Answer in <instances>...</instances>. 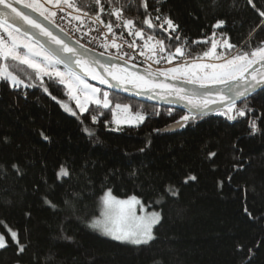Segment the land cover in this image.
Instances as JSON below:
<instances>
[{
  "label": "trees",
  "instance_id": "trees-1",
  "mask_svg": "<svg viewBox=\"0 0 264 264\" xmlns=\"http://www.w3.org/2000/svg\"><path fill=\"white\" fill-rule=\"evenodd\" d=\"M70 3L81 9L70 8L75 13L87 12L93 19L99 14V24L113 25L112 36L135 41L133 48L144 50L145 40L130 35L110 15L122 7V18L134 21L133 31L153 35L150 43L164 41L165 61L168 53L180 63L200 59L219 37L233 45L225 59L264 41V25L257 28L264 21L259 15L264 0H253L254 7L248 0H147V13L141 0H113L111 5L102 0L104 13L94 0ZM148 14L156 25L151 29L143 23ZM165 15L179 25L172 38L158 27ZM218 21L224 22L219 28ZM176 47L184 55H175ZM44 86L47 93L39 82L14 89L0 81V232L6 224L26 245L18 255L9 239V246L0 249V264H264V243L256 247L264 241V89L247 97L255 111L245 117L191 116L184 127L161 134L188 114L101 90L109 94L110 108L91 105L73 116L60 105L67 101L65 88L49 78ZM117 103L142 114L144 122L108 130ZM242 106L243 100L237 102V108ZM89 113L98 115L96 123ZM256 116L261 130L249 135V120ZM210 151L217 153L211 159ZM61 167L67 177L58 178ZM189 175L196 180L184 183ZM170 185L177 195L167 191ZM108 191L120 200L135 196L160 214L150 243L131 246L91 229L99 200ZM45 198L58 208L53 210ZM65 200L73 202L75 215ZM238 244L243 251H237ZM249 248L254 249L251 260Z\"/></svg>",
  "mask_w": 264,
  "mask_h": 264
},
{
  "label": "snow or ice",
  "instance_id": "snow-or-ice-1",
  "mask_svg": "<svg viewBox=\"0 0 264 264\" xmlns=\"http://www.w3.org/2000/svg\"><path fill=\"white\" fill-rule=\"evenodd\" d=\"M107 2L111 5L113 0H107ZM116 2L119 3L120 0H116ZM94 3L98 6L99 13L105 12L102 0H94ZM248 3L253 4V0H248ZM141 4L147 13V0H141ZM49 5H51V8L48 7ZM62 5L76 11H81L76 4L69 3L68 0H0V61L3 62L0 63V81L8 83L14 89L36 87L37 85L32 83V81H39V86L43 87L47 93L48 88L44 86V77L55 79L67 89V94L71 99L75 100L76 107L80 110L81 114L88 112L89 104H95L98 108L104 109L109 108L111 104L109 94L104 92L102 98H99L98 94L101 93V89L89 85L84 79L85 76L99 80L100 84H107L109 87H113L115 85L106 78V76H111L112 80L117 82V85L132 84L137 89H140L141 91L137 92V94L154 92L155 89H161V99L169 101L171 97L178 100H186L188 104L202 114L211 104H220L223 107L218 110V114L225 116L230 121L236 120L238 117H245L246 114L255 111L248 105L247 97L256 92L258 88L264 89V41L261 42V46L252 49L250 52L244 51L238 53L224 63L185 64L184 66L159 71L158 74L153 72L149 67L145 70V75L140 76L136 73H128L126 70H121L115 64L104 65L94 58L90 60L86 55L89 51L88 49H85L83 53L77 51V49L72 48L46 28L38 19L30 15V12L37 13L43 19L48 20L49 23H53L52 18L57 16V11L53 9L63 11L64 8ZM156 11H159V9H156ZM122 12V7H114L110 15L115 16L117 20H121L123 27L129 30L130 35L145 40L144 48L148 49V52L152 54L147 57L148 59H152L156 55L157 45L159 46L158 51L160 53L165 52L163 40H155V43H150L154 40V36L148 35L145 38L143 29L133 31L134 21L131 19H123ZM83 15L88 16V13L84 12ZM259 15L264 17V11H260ZM74 19L79 20L80 17L76 16ZM156 19L160 20L161 17L157 16ZM96 21L103 23L100 20L99 14L94 17L92 22ZM143 23L150 29L156 27L152 22L150 14L146 16ZM223 23V21H218L215 27L219 28ZM165 25L167 26L166 28ZM262 25H264V21H261V25H257V28ZM116 26L120 27L121 25L117 24ZM106 27L109 33H111L113 25L109 23ZM158 27L167 31L169 38H172V33L177 32L179 25L175 24L170 17L165 15L162 23ZM39 37H45L47 43L41 41ZM174 39L179 40L180 36L176 35ZM48 45H54L55 47H49ZM223 45L229 49L233 47L227 41H224ZM101 46L108 47L107 44H102ZM111 46L117 49L120 47L114 41ZM217 46V42L213 40L211 49L204 52L203 56L222 59V56L216 53ZM80 47L84 48L83 45H80ZM129 47H135V41L130 43ZM175 53L181 56L184 55L181 47H176ZM140 54L144 55V52L142 51ZM132 58L134 59L135 57ZM172 59L173 54L168 53V62L170 63ZM9 61L12 63L9 64ZM154 62L159 63V60H155ZM97 64L104 68L105 75H101L95 70L93 65ZM61 65H63V70L60 68ZM254 65H260V68L257 69L253 67ZM21 66L25 67L22 68ZM28 69L31 72L27 71ZM76 69H79V71ZM250 69L251 71H249ZM177 74L186 77L187 83L198 84L200 88H208L214 84H221L225 87L224 90L215 93L216 99L214 100L207 96L198 99L200 94L195 89L189 91L188 89L177 88L163 82H157L158 75L175 79L177 78ZM125 90L127 91L128 89L125 88ZM149 98L152 97L150 96ZM53 99L56 98L53 97ZM238 100H243V106L240 108H237ZM62 106L65 111L71 113L73 116L78 115L67 104H63ZM115 109L124 113L128 112V106H122L119 103L115 105ZM99 114L102 115V113ZM89 115L92 123L98 121V115L91 113ZM116 115L117 113L114 111L113 123L117 125L122 122L132 123L133 120L142 122L145 119L140 113H136L134 117H125L123 120L115 119ZM190 118L193 117L186 115L182 118V121L186 123ZM259 119V116L250 118L248 124L250 129L249 135H254L261 130L257 123ZM185 123L178 121L177 126L184 127ZM84 131L90 136L93 135V132L88 128H85ZM41 135L43 136L44 134L41 133ZM44 138L48 139L47 136H44ZM216 154V152L210 151L208 158L211 159ZM12 167L19 172L17 165L13 164ZM68 175L69 172L64 167H61L57 173L58 178L67 177ZM189 180L195 181L196 176H187L184 179V183H187ZM167 191L172 195L178 194V190L172 185L168 186ZM45 203L53 210L58 208V205L47 198H45ZM64 204L71 208L72 215L76 214V209L72 201L65 200ZM102 204L103 211L101 212V218L94 220L90 224V227L93 229L102 231L113 240L133 245L148 244L155 238L153 235V227L160 222L161 216L158 212L137 216L135 209L137 205L141 204V201L135 196L127 200H119L112 195L111 191H108L102 198ZM141 209L143 210L142 205ZM5 229V232H0V249L7 248L10 239L17 246V254L24 253L26 245L20 243L18 231L6 224ZM66 238L70 239V237ZM261 243H264V241H258L256 247H259ZM237 251H243V245L238 244ZM248 254V259L251 260L254 255V249L249 248Z\"/></svg>",
  "mask_w": 264,
  "mask_h": 264
},
{
  "label": "water",
  "instance_id": "water-1",
  "mask_svg": "<svg viewBox=\"0 0 264 264\" xmlns=\"http://www.w3.org/2000/svg\"><path fill=\"white\" fill-rule=\"evenodd\" d=\"M28 11V10H25ZM30 15H32L34 18L38 19L46 28H48L50 31H52L56 36H58L61 40H63L64 42H66L67 44H69L72 48L77 49V51L83 53L85 51V48H81L79 44H77L76 42H74L67 34H65L63 31H61L59 28H57L55 25H53L52 23H49L47 20L43 19V17H40L37 13H31ZM29 31H31V29H29ZM39 39L45 43H47V40L45 37H39ZM49 47H55L54 45H48ZM87 57L91 60V59H95L97 61H99L101 64L104 65H118L119 68L121 70H126V72L128 73H136L140 76H144L145 75V70L135 64L123 61L121 59H117V58H113V57H109L106 55H101L99 53H96L94 51H88L86 53ZM93 67L95 68V70L100 73L101 75H105V70L104 68L100 67L98 64L97 65H93ZM257 69L260 68V65L255 66ZM77 71H79V69H76ZM251 71V69L249 70ZM81 75H83V73H81ZM106 78L115 86L113 87H109L107 84H100L99 80H95L92 79L90 76H85L84 79L89 82L90 84L94 85L95 87L110 92V93H114L132 100H136L139 101L141 103H145V104H150V105H157V106H171L173 108H176L190 116H194V117H202V116H206V115H212L218 112L219 109H221L223 107V105L220 104H211L207 109H205L203 111V114L198 111L197 109H194L190 104L187 103L186 100H178V99H174V98H169V101H166L164 99L160 98L161 95V89H155L154 92H149V93H142V94H137V92L141 91L140 89H137L136 87H134L132 84H126V85H117V82L115 80H112L111 76H106ZM157 82H163L169 85H172L174 87L177 88H184V89H188L189 91L195 89L199 94L200 97H209L210 99H216V95L215 93H217L218 91H222L224 90V85H218V86H211L208 88H200L198 86H193V85H189V84H185L182 82H178L172 79H169L167 77L164 76H159L158 75V81ZM125 88H127L128 90L126 91ZM262 89H257V91H260ZM255 93V92H254ZM152 98H149V97ZM249 97V96H248ZM242 101V100H238L237 102ZM183 123V121H181ZM179 128V126H177V124L170 126L168 128H166L165 130L161 131V134H167V133H171L173 130Z\"/></svg>",
  "mask_w": 264,
  "mask_h": 264
},
{
  "label": "rangeland",
  "instance_id": "rangeland-1",
  "mask_svg": "<svg viewBox=\"0 0 264 264\" xmlns=\"http://www.w3.org/2000/svg\"><path fill=\"white\" fill-rule=\"evenodd\" d=\"M68 2L70 3V0H68ZM49 8H51V5H49L48 6ZM62 7L64 8V10L63 11H69V10H71L70 8H68L67 6H65V5H62ZM53 10H56L57 11V16H58V14H59V10L58 9H53ZM77 13V12H76ZM78 14V13H77ZM57 16L56 17H54V18H52L53 19V23H55V20H56V18H57ZM64 20V19H63ZM70 20V18H68L67 17V19L65 18V20L64 21H61L60 23H58L57 25L59 26V27H61L60 29H63V31H66L67 30V27H68V25L69 24H66L65 22L66 21H69ZM48 21V20H47ZM49 22V21H48ZM65 24H64V23ZM64 24V26L62 27V25ZM77 27H82V25H84V22H80V19L79 20H76V23H74ZM90 26V28H91V25H89ZM108 30V29H107ZM66 34V33H65ZM93 36V35H92ZM82 37V34L81 33H79L77 36L75 35V38L76 39H80ZM74 42H76L77 44H79V45H81L78 41H76V40H74V39H72ZM93 40H100V38H96V37H94V39ZM114 40V39H113ZM216 42H217V49H216V53L218 54V55H221L222 56V59H214V58H211V57H204V56H202V58H200V59H197V60H194V61H187V62H183V63H180V62H176V60H175V58H174V56H173V59H172V61L169 63L168 62V60L167 61H165L164 60V57L162 56V54L158 51V48H159V46H157V52H156V55L155 56H153V58L152 59H148L147 57L148 56H150V55H152L151 53H149L148 52V49H146V48H144V55H141L142 56V59H143V61H144V63H146V65L144 66V68H146V69H148L149 67L151 68V70L152 71H155V72H159V71H162V70H167V69H171V68H175V67H178V66H184L185 64H187V65H191V64H193V63H204V64H220V63H224L226 60H228V59H231L234 55H232V56H230V57H228V58H226L225 59V52H226V50H228L229 48H226L224 45H223V42L224 41H227V43L229 44V42H228V40H227V38H222V37H219V38H215L214 39ZM106 44V43H105ZM212 44V43H211ZM85 48V47H84ZM85 49H88V48H85ZM103 49H105V50H110L111 52H115L113 49H116L115 47H112V46H108L107 48H105V47H103ZM211 49V45H210V47H209V49L207 50V51H209ZM88 50H90V51H92V49L90 48V49H88ZM95 52V51H94ZM97 53V52H96ZM115 54H116V56L117 57H119V58H121V54L118 52H115ZM175 55H179V54H176L175 53ZM161 57H163V59H161ZM155 60H159V63H155L154 61ZM0 63H3L2 61H0ZM9 64H11L12 62L11 61H9L8 62ZM255 66H257V65H254L253 67H255ZM22 68L23 67H25V66H21ZM60 68H61V70H63V67L62 66H60ZM30 72H31V70L30 69H28ZM45 78H48V77H44V79ZM167 78H169V79H172V80H175V81H178V82H182V83H185V84H189V85H193V86H198L199 87V85L198 84H190V83H187L186 82V77H184V76H182V75H179V74H177V78H175V79H173V78H171V77H167ZM37 82H39V81H32V83H34V84H36L37 85ZM89 84V83H88ZM90 85V84H89ZM218 85H221V84H214V85H211V86H218ZM63 86V85H62ZM92 86V85H91ZM210 86V87H211ZM64 87V86H63ZM93 87H95V86H93ZM23 88V87H22ZM65 88V87H64ZM97 88V87H96ZM65 91H66V95H67V101L65 102V103H62V104H60L61 105V108L63 109V111L64 112H66L67 114H69V115H72L71 113H69V112H67V111H65V109H64V107L62 106L63 104H67L70 108H72L73 109V111H75V112H77V114H79V115H82L81 113H80V110L76 107V102H75V100H73V99H71L70 97H69V95L67 94V89L65 88ZM98 97L99 98H102V95H101V93H99L98 94ZM91 105H95V104H89L88 105V108L91 106ZM96 106V105H95ZM111 107V104H110V106H109V108ZM116 112L117 113V115H116V117H115V119H121V120H123L125 117H134L136 114H134V113H131L130 112V110H129V108H128V112L127 113H124V112H122V111H120V110H117V109H115V107H113L112 108V114H111V122L109 123V124H107V128H108V130H110V131H113V132H117L118 130H120L121 128H123V127H138V126H140L143 122H144V120L142 121V122H136L135 120H133V122L132 123H120L119 125H117L116 123H113V120H114V116H113V112ZM218 113V112H217ZM84 114V113H83ZM142 115V114H141ZM219 115V114H218ZM220 116H222V115H220ZM225 117V116H224ZM107 193V192H106ZM105 193V194H106ZM104 194V195H105ZM104 195L100 198V200H99V204H98V215H97V217H95L92 221H91V223L94 221V220H96V219H100L101 218V212L103 211V204H102V198L104 197ZM120 200V199H119ZM125 200H127V199H125ZM141 205L143 206V210L141 209ZM135 211H136V215L137 216H144V215H147L148 213H151V212H155V211H149L143 204H142V202H141V204L140 205H137L136 206V209H135ZM159 224V223H158ZM158 224H156L154 227H153V235H154V229L157 227V225ZM91 229H93L92 227H91ZM94 231H96V232H98L100 235H102L103 237H106V238H108V239H110V240H113L110 236H107V235H105L102 231H100V230H97V229H93ZM113 241H115V242H119V243H122V242H120V241H116V240H113ZM151 242V241H150ZM149 242V243H150ZM123 244H127V245H131V246H142V245H146V244H141V245H133V244H130V243H123Z\"/></svg>",
  "mask_w": 264,
  "mask_h": 264
},
{
  "label": "built area",
  "instance_id": "built-area-1",
  "mask_svg": "<svg viewBox=\"0 0 264 264\" xmlns=\"http://www.w3.org/2000/svg\"><path fill=\"white\" fill-rule=\"evenodd\" d=\"M76 16L80 17V22H84V25H82V27H77L74 24L76 23V20H77V19H74V17ZM67 17L70 18V20L66 21L65 23L69 25L67 27V30L63 32L66 33L71 39L78 41L85 48H88V49L91 48L92 51H95L99 54L121 59V60L130 62L132 64L145 66L146 63H144L142 56L140 54L142 51H144L141 47H136V48L129 47V43L126 42V40H119L115 38L114 36H112L111 33H109V31L107 30V28L99 24V21L92 22L94 20L93 18L84 16L81 14H77L71 10L60 11L53 25H55L57 28L60 29L61 27H59L57 24L60 23L61 21H64L65 18L67 19ZM64 24L62 25V27L64 26ZM89 25H91V28ZM79 33L82 34V37L80 39L79 38L76 39L75 35L77 36ZM94 37L100 38V40H97V41L93 40ZM113 41L117 45H120L119 49L116 48L113 50L117 53L119 52L121 54V58L117 57L115 52H111L110 50H105L101 46L102 44H105V43L108 46H111ZM132 57H135V58L133 59Z\"/></svg>",
  "mask_w": 264,
  "mask_h": 264
},
{
  "label": "clouds",
  "instance_id": "clouds-1",
  "mask_svg": "<svg viewBox=\"0 0 264 264\" xmlns=\"http://www.w3.org/2000/svg\"><path fill=\"white\" fill-rule=\"evenodd\" d=\"M124 61V60H123ZM127 62V61H126ZM130 63V62H129ZM136 65V64H135ZM146 65V64H145ZM137 66H139V67H141V68H143V69H146V68H144V65H137ZM153 72H155V71H153ZM155 73H157V72H155ZM158 74V73H157Z\"/></svg>",
  "mask_w": 264,
  "mask_h": 264
}]
</instances>
